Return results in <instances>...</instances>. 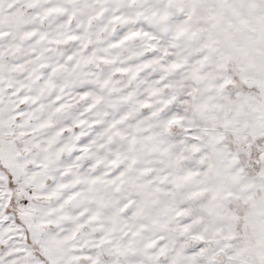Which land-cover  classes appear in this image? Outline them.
<instances>
[{
  "label": "snow or ice",
  "instance_id": "1",
  "mask_svg": "<svg viewBox=\"0 0 264 264\" xmlns=\"http://www.w3.org/2000/svg\"><path fill=\"white\" fill-rule=\"evenodd\" d=\"M0 264H264V0H0Z\"/></svg>",
  "mask_w": 264,
  "mask_h": 264
}]
</instances>
